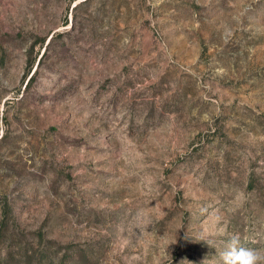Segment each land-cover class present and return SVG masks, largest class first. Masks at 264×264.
<instances>
[{
    "label": "rangeland",
    "instance_id": "1",
    "mask_svg": "<svg viewBox=\"0 0 264 264\" xmlns=\"http://www.w3.org/2000/svg\"><path fill=\"white\" fill-rule=\"evenodd\" d=\"M233 234L264 250V0H0V264Z\"/></svg>",
    "mask_w": 264,
    "mask_h": 264
},
{
    "label": "clouds",
    "instance_id": "2",
    "mask_svg": "<svg viewBox=\"0 0 264 264\" xmlns=\"http://www.w3.org/2000/svg\"><path fill=\"white\" fill-rule=\"evenodd\" d=\"M223 264H262L264 250L244 247L238 234H233L221 253Z\"/></svg>",
    "mask_w": 264,
    "mask_h": 264
}]
</instances>
